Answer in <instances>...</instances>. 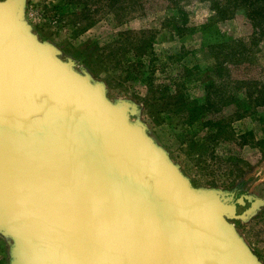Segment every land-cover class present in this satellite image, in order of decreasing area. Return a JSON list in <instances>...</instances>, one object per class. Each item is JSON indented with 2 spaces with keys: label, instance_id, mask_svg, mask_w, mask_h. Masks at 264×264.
I'll list each match as a JSON object with an SVG mask.
<instances>
[{
  "label": "water",
  "instance_id": "water-1",
  "mask_svg": "<svg viewBox=\"0 0 264 264\" xmlns=\"http://www.w3.org/2000/svg\"><path fill=\"white\" fill-rule=\"evenodd\" d=\"M22 8L0 0V229L16 263L259 264L224 217L244 198L193 187Z\"/></svg>",
  "mask_w": 264,
  "mask_h": 264
},
{
  "label": "rangeland",
  "instance_id": "rangeland-1",
  "mask_svg": "<svg viewBox=\"0 0 264 264\" xmlns=\"http://www.w3.org/2000/svg\"><path fill=\"white\" fill-rule=\"evenodd\" d=\"M142 2L129 13L127 2L110 11L97 0H23L20 19L63 62L102 84L113 104L134 106L130 120L193 187L230 203L244 198L236 216L224 217L264 264V37L252 41L256 28L243 12L209 23L208 1ZM238 39L248 59L220 51ZM209 103L211 112L202 107ZM15 250L0 229V264H17Z\"/></svg>",
  "mask_w": 264,
  "mask_h": 264
},
{
  "label": "trees",
  "instance_id": "trees-1",
  "mask_svg": "<svg viewBox=\"0 0 264 264\" xmlns=\"http://www.w3.org/2000/svg\"><path fill=\"white\" fill-rule=\"evenodd\" d=\"M101 3H106L104 5L111 11L112 9H121L124 6V3L127 2L128 6H132V9H128L129 13L134 12L136 6L142 5L144 0H97ZM183 0H168L170 7L179 8ZM210 2V9L212 10V15L209 18V23H214L217 20L229 19L235 16L239 12H243L244 15L249 19L251 24L256 28L253 33L252 41L258 43V37H264V0H201ZM142 8V7H141ZM86 9V7H85ZM86 15L85 18H88V12H83ZM214 47H217L214 45ZM221 52H224L227 56L233 58V60H242L244 58L248 59L249 52L244 43L240 39L236 40L234 43L223 42L219 45ZM219 51V52H220ZM220 69L224 70V63H218ZM256 100L258 98L256 97ZM253 101V100H251ZM261 103V102H258ZM213 103H209L207 107L204 105L203 108L212 111ZM244 205H238L237 211L240 207Z\"/></svg>",
  "mask_w": 264,
  "mask_h": 264
}]
</instances>
